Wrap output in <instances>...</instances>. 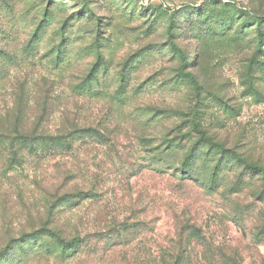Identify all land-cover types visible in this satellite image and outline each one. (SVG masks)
<instances>
[{"label": "rangeland", "instance_id": "obj_1", "mask_svg": "<svg viewBox=\"0 0 264 264\" xmlns=\"http://www.w3.org/2000/svg\"><path fill=\"white\" fill-rule=\"evenodd\" d=\"M44 81L101 138L24 142ZM193 112L264 159V0H0V264H264V201Z\"/></svg>", "mask_w": 264, "mask_h": 264}, {"label": "trees", "instance_id": "obj_2", "mask_svg": "<svg viewBox=\"0 0 264 264\" xmlns=\"http://www.w3.org/2000/svg\"><path fill=\"white\" fill-rule=\"evenodd\" d=\"M185 65L183 64V67ZM248 67V70L256 72L254 67ZM249 74H246V79L249 78ZM187 79L192 83V86H197L196 81L192 75H187ZM95 79L92 77L86 80V85H90ZM84 83V82H83ZM48 83L44 81V95L43 99L40 101H34L29 109L30 117L27 123L26 136L24 142L33 149L35 145H42L44 150V156L55 154L56 151L69 152L74 143L77 140L85 138H101L100 133L92 126L85 127L80 125L78 118L76 116L77 106L74 105L73 111L63 103L61 99L59 102L58 96L52 94V90L48 88ZM50 86V85H49ZM47 87V89H45ZM78 94H92L90 89L79 90ZM197 97H200L199 92L195 91ZM76 116V118H75ZM191 120L188 122L189 131L188 134L197 138L198 141L194 145H208L210 149L215 150L217 153H229L230 162L235 166V183L230 185L235 190H241L242 187H246L249 191L250 197L257 198L258 202L264 201V159H259L254 162L249 157L243 156L241 153L234 152L232 149H226L224 144L215 141L211 137H208L204 126L201 122L197 120L196 112L190 114ZM54 123V124H53ZM190 143V140L187 141ZM177 143V140H175ZM183 148V147H182ZM186 148V147H185ZM194 152V148L191 147L187 153V158ZM219 167L216 165V169ZM260 185L257 188L255 185ZM249 188V190H248ZM244 189V188H243ZM242 189V190H243ZM252 189V190H250ZM259 191V195H257ZM263 194V195H262ZM54 233H51L53 235ZM54 236V235H53ZM61 243L64 249L71 248L73 244H76L75 240L63 241ZM185 252L181 254V260ZM171 257L173 264H181V262H176V256ZM164 259V258H162ZM171 264V263H167Z\"/></svg>", "mask_w": 264, "mask_h": 264}]
</instances>
